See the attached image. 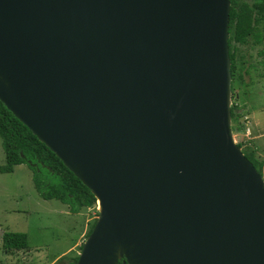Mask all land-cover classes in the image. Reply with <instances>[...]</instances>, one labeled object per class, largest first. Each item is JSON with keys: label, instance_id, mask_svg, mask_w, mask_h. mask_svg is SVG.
<instances>
[{"label": "water", "instance_id": "95a60500", "mask_svg": "<svg viewBox=\"0 0 264 264\" xmlns=\"http://www.w3.org/2000/svg\"><path fill=\"white\" fill-rule=\"evenodd\" d=\"M230 0H0V101L94 195L76 264H264L234 141Z\"/></svg>", "mask_w": 264, "mask_h": 264}, {"label": "rangeland", "instance_id": "374dc122", "mask_svg": "<svg viewBox=\"0 0 264 264\" xmlns=\"http://www.w3.org/2000/svg\"><path fill=\"white\" fill-rule=\"evenodd\" d=\"M261 49L264 43L254 44L251 37L246 43L237 44L238 71L231 78L230 107L238 102L246 113L240 119L241 129L239 120L232 118L230 127L242 152L252 153L258 162H263L257 169L264 172V53L259 54ZM245 116L247 124H243ZM245 127L251 132L249 138L243 137ZM256 132L260 134L257 138ZM4 162L0 139V166ZM32 175L25 163L16 165L9 173L0 171V264H73L98 216L96 206L92 204L72 213L67 204L41 197ZM5 232L24 233L28 246L5 250L2 242Z\"/></svg>", "mask_w": 264, "mask_h": 264}, {"label": "trees", "instance_id": "16d2710c", "mask_svg": "<svg viewBox=\"0 0 264 264\" xmlns=\"http://www.w3.org/2000/svg\"><path fill=\"white\" fill-rule=\"evenodd\" d=\"M228 33L230 73L233 80L238 71L237 44L246 43L250 37L254 44L264 43V0H230ZM263 53L264 49L259 50L260 55ZM262 62L264 64V59ZM241 108L243 105L238 102H233L230 107L231 118L239 120V129L242 125L241 116L246 113ZM0 139L5 157L4 164L0 166L1 172H12L16 165L25 163L33 172L35 189L44 199H57L67 204L72 213L92 204L96 206V198L91 191L1 101ZM237 145L241 146L239 143ZM244 154L256 168L261 166L262 162H258L252 153ZM2 241L3 248L7 251L28 246L26 235L19 232H5ZM77 258L78 256L74 257L73 264H76Z\"/></svg>", "mask_w": 264, "mask_h": 264}, {"label": "built area", "instance_id": "2783aa9c", "mask_svg": "<svg viewBox=\"0 0 264 264\" xmlns=\"http://www.w3.org/2000/svg\"><path fill=\"white\" fill-rule=\"evenodd\" d=\"M248 123V120H247V118H246V116H245V119L243 118V124H247ZM243 133H244V136L243 137H247V138H249V135H250V130H249V127H245L244 129H243Z\"/></svg>", "mask_w": 264, "mask_h": 264}, {"label": "crops", "instance_id": "0c3cea01", "mask_svg": "<svg viewBox=\"0 0 264 264\" xmlns=\"http://www.w3.org/2000/svg\"><path fill=\"white\" fill-rule=\"evenodd\" d=\"M243 100H245L246 101V98H243ZM256 128V127H255ZM256 136V137H255ZM260 136V134H258L257 132H256V135H254V137L255 138H257V137H259ZM262 164H263V162H262ZM3 242V241H2ZM79 243V242H78Z\"/></svg>", "mask_w": 264, "mask_h": 264}, {"label": "clouds", "instance_id": "9594fccd", "mask_svg": "<svg viewBox=\"0 0 264 264\" xmlns=\"http://www.w3.org/2000/svg\"><path fill=\"white\" fill-rule=\"evenodd\" d=\"M241 129V128H240ZM238 144V143H237ZM96 210H97V202H96ZM89 235V234H88Z\"/></svg>", "mask_w": 264, "mask_h": 264}, {"label": "bare ground", "instance_id": "6f19581e", "mask_svg": "<svg viewBox=\"0 0 264 264\" xmlns=\"http://www.w3.org/2000/svg\"><path fill=\"white\" fill-rule=\"evenodd\" d=\"M98 205H99V203L97 204V207H99Z\"/></svg>", "mask_w": 264, "mask_h": 264}]
</instances>
